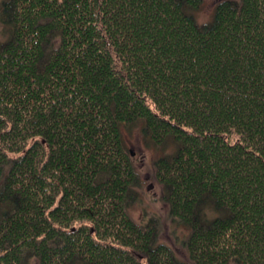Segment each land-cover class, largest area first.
<instances>
[{"label":"trees","instance_id":"16d2710c","mask_svg":"<svg viewBox=\"0 0 264 264\" xmlns=\"http://www.w3.org/2000/svg\"><path fill=\"white\" fill-rule=\"evenodd\" d=\"M5 0L0 264H264V0ZM134 124L186 257L135 221Z\"/></svg>","mask_w":264,"mask_h":264},{"label":"rangeland","instance_id":"374dc122","mask_svg":"<svg viewBox=\"0 0 264 264\" xmlns=\"http://www.w3.org/2000/svg\"><path fill=\"white\" fill-rule=\"evenodd\" d=\"M223 0H200V7L194 10L200 24L208 22L213 17L217 4ZM5 0H0V40H5L8 34L1 21V7ZM124 132L127 147L132 152V158L140 173V182L137 186L138 195L129 212L134 220L146 224L151 219L159 223L161 241L173 247L179 257L185 258L186 253L182 240L189 231L182 225H177L169 217L168 204L161 200L163 189L155 177V161L165 154L175 152L177 145L168 141L165 146H159L147 140L142 134V126L134 124Z\"/></svg>","mask_w":264,"mask_h":264}]
</instances>
